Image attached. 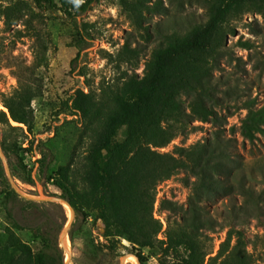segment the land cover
Listing matches in <instances>:
<instances>
[{
  "label": "rangeland",
  "instance_id": "374dc122",
  "mask_svg": "<svg viewBox=\"0 0 264 264\" xmlns=\"http://www.w3.org/2000/svg\"><path fill=\"white\" fill-rule=\"evenodd\" d=\"M214 1L97 0L86 12L68 17L60 11L41 12L33 0H0V145L21 190L64 198L54 179L62 166L74 189L90 190L89 152L118 110L116 97L133 79L146 75L154 52L172 36L205 23ZM181 75L196 85L209 114L203 120L200 110L190 106L198 96L184 93L181 123L171 117L162 124L173 138L166 145L150 146L157 154H147L141 188L161 222L158 238L165 239L166 232L174 237L194 233L205 253L203 264H264V124L253 139L243 135L248 116L264 110V2L230 13L213 49L183 64L176 70V77ZM78 90L89 94L87 116H74L68 108ZM161 97L153 102L154 112ZM10 107L29 111L33 129L15 121ZM128 130L120 129V142L127 140ZM210 142L212 149L225 143L228 155L222 157L221 171L226 189L207 198L193 168L200 149ZM0 164L6 174L1 156ZM3 187L0 181V192ZM21 201L19 219L37 226L48 241L29 227L14 229L17 238L34 251L62 249L67 264H93L90 255L104 238L96 212H76L67 253L60 235L71 221L68 206L57 201H34L38 204L31 206L27 201L33 200L24 197ZM194 216L211 219L212 225L197 230L189 221ZM0 217L4 225L3 199ZM4 248L9 249V234L0 231V264H34L18 252L7 261L1 254ZM132 248L123 240L116 264L124 255L133 257L127 264H138ZM142 251L146 264H159L150 248Z\"/></svg>",
  "mask_w": 264,
  "mask_h": 264
},
{
  "label": "trees",
  "instance_id": "16d2710c",
  "mask_svg": "<svg viewBox=\"0 0 264 264\" xmlns=\"http://www.w3.org/2000/svg\"><path fill=\"white\" fill-rule=\"evenodd\" d=\"M96 1L33 0L41 12L60 11L68 17L76 12H86ZM262 1L264 2L215 0L205 23L193 28L186 35L172 36L166 46L154 52L152 60L148 62L146 75L133 79L124 93L116 97L118 110L108 117L105 131L89 152L92 185L90 190L74 189L68 182L67 167L62 166L57 170L54 178L56 185L77 214L86 210L97 213L95 220L101 225L104 238L98 242L96 252L93 251L90 255L93 264H116L122 255L119 248L123 240L133 245L131 253L139 258L141 264H146L148 260L142 251L145 247L153 251L159 264H173L184 260L188 264H203L205 253L194 233L174 237L166 232L165 239L158 238L161 222L154 218V203L146 201V193L141 188L142 170L148 159L147 154H157L150 146L153 143L166 145L173 138L172 130L162 127V124L171 117L173 121L181 123L185 113L182 108L184 93L191 91L198 96L197 104L192 102L194 106L190 102V106L194 110H200L203 120L209 114L201 92L194 89L196 85L192 86L191 79L183 75L177 78L176 70L193 60L197 54L213 49L217 31L230 13ZM161 94L159 108L154 112L153 102ZM67 105L74 116L90 114V97L84 90H78ZM9 110L15 121L25 123L29 130L33 129L28 120L29 111L16 112L12 107ZM260 112L261 115L251 113L244 121L245 137L253 139L256 131L263 129L264 120L261 118L264 117V110ZM124 126L129 130L127 140L122 143L118 136ZM165 131H170V134ZM210 144L211 142L204 149H200V157L198 156L193 168L201 183L203 195L207 198L219 196L226 189L221 171L224 167L222 157L228 155L225 143L219 142L214 149L212 146L208 148ZM13 175L16 176L14 171ZM0 181L4 186L0 199L4 200L7 218V222L1 225L0 217V231L9 234V249L1 250L4 258L8 261L14 252H18L30 257L34 264H65L62 249L58 248L54 252L46 248L34 251L29 244L15 236L14 229L29 227L35 230L43 242L48 241L41 231H36L37 226H29L19 219L21 212L18 205L22 202L21 196L9 183L2 164ZM27 204L34 206L38 203L27 201ZM189 219L190 225L197 230L212 225L208 218L194 216Z\"/></svg>",
  "mask_w": 264,
  "mask_h": 264
},
{
  "label": "water",
  "instance_id": "95a60500",
  "mask_svg": "<svg viewBox=\"0 0 264 264\" xmlns=\"http://www.w3.org/2000/svg\"><path fill=\"white\" fill-rule=\"evenodd\" d=\"M0 156L4 161L5 164V170H6V174L7 177L9 179V182L11 184V186L13 187V189L21 196L24 197L28 200H33V201H37V202H41V201H57V202H61L64 203L65 205H68L72 211V217H71V221L69 222V224L67 225V227L63 230V232L60 235V243L61 246L66 250L67 253H69V250L65 247V241L67 239V236L69 235V230L73 224V221L75 219L76 216V210L75 208L71 205V203L65 199V198H61V197H45V196H34V195H30L24 191L21 190V188L17 185L15 178L13 176L11 167L6 159V157L3 155V152L1 150V145H0ZM134 256L138 259V264H141L139 258L134 254ZM127 257V255H124L121 259V264L126 260L125 258ZM67 264V263H65Z\"/></svg>",
  "mask_w": 264,
  "mask_h": 264
},
{
  "label": "bare ground",
  "instance_id": "6f19581e",
  "mask_svg": "<svg viewBox=\"0 0 264 264\" xmlns=\"http://www.w3.org/2000/svg\"><path fill=\"white\" fill-rule=\"evenodd\" d=\"M19 185H20V184H19ZM66 206H68V205H66ZM68 208H69V210H71L69 206H68ZM71 212H72V211H71ZM64 245H65L66 248H68V243H67L66 241H65V244H64ZM131 256H132V255H131ZM131 258H133V257L127 256V257L125 258L126 260H125L122 264H127V262H128Z\"/></svg>",
  "mask_w": 264,
  "mask_h": 264
},
{
  "label": "built area",
  "instance_id": "2783aa9c",
  "mask_svg": "<svg viewBox=\"0 0 264 264\" xmlns=\"http://www.w3.org/2000/svg\"><path fill=\"white\" fill-rule=\"evenodd\" d=\"M156 215V214H155ZM163 231H165V228H164V230ZM160 237H161V234H160Z\"/></svg>",
  "mask_w": 264,
  "mask_h": 264
}]
</instances>
